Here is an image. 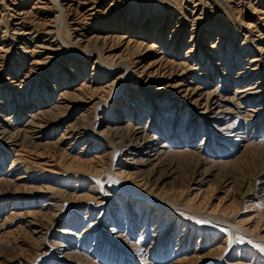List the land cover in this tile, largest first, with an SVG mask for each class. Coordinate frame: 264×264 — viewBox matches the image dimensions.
Wrapping results in <instances>:
<instances>
[{"label":"rangeland","instance_id":"rangeland-1","mask_svg":"<svg viewBox=\"0 0 264 264\" xmlns=\"http://www.w3.org/2000/svg\"><path fill=\"white\" fill-rule=\"evenodd\" d=\"M255 82L264 0H0V264H264V93L191 97ZM132 125L196 156L139 167Z\"/></svg>","mask_w":264,"mask_h":264},{"label":"bare ground","instance_id":"bare-ground-1","mask_svg":"<svg viewBox=\"0 0 264 264\" xmlns=\"http://www.w3.org/2000/svg\"><path fill=\"white\" fill-rule=\"evenodd\" d=\"M52 1H53V3L55 5L56 4H60V0H52ZM89 10L90 11H93L92 8H90ZM60 13L62 15V12L61 11H60ZM63 18H64V15H63ZM59 20L62 21L61 19H59ZM56 21H58V19ZM63 21H64V19H63ZM94 52L96 53V55H99V58L101 60V63H103V64L106 63L107 64V61L105 60V58L103 57L102 53L98 49L97 50L95 49ZM123 63L124 62L119 63V65L113 64V65H106V66H107V69H109L110 72H113V70L116 69L114 71L116 73L117 72H120L119 71V70H121L120 68H123L124 70L127 71V74L125 75V79L130 78V74H129L130 69H129V67H126L127 65H125ZM248 73L249 72H247V74H246V72L245 73H241V75L243 77L235 78L234 80L236 82L234 81L235 82L234 85L239 84V82L241 80L245 79L244 76H247ZM230 86H232V84H230ZM261 86H262V83H260V82H255V83H251V84H247V85H240V87H237L236 88L238 90H233V97H225V96H221V95H217L216 96V93L214 91H208L206 89H203V91L200 90L199 92L198 91H196V92L194 91L191 94V97L192 98H195V100L193 101V103L195 105L197 104L199 107L206 109L211 114L216 112L215 116H218L219 115L220 117H222V116H225L226 117V114L231 113L230 109H227L228 104H233L235 100H240L237 103L238 106H239V109L243 107L242 105H244L245 103L247 104L248 102H249L248 104H250V107H251V105H253V104H251L252 103L251 101L255 97H258V96L261 97V96H263L264 90H261V92L259 91V89H260ZM218 96H219L220 99L217 100ZM241 101H243V103H241ZM102 102H105V101L102 100ZM102 102H101V104H102ZM33 116L30 117L32 119H31V122H29L27 124V126L33 127L34 130L37 133V131L40 129L41 125L40 126H37V125H35L36 123H33L34 119L37 117L35 115H33ZM213 119H214V117H212V120ZM125 120H126L125 118L122 119V121H125ZM206 124L207 123H205V125ZM132 126L133 127L131 128V132H130L131 133V139H130V146H129V148H130L131 155H134V157L139 158V160H135V162H134V164L138 165L139 167H141V166H150L151 165L154 168H160L161 164H163L168 158H172V156L175 155V154L176 155L177 154H189V155L190 154H193V153H189L187 151H180V150H177L175 152H172L171 151V148L168 146L169 143L168 144L166 142L162 143V142H160L161 141L160 138H156V137L150 136L147 133V130H148L147 128L146 129H143V128L139 127V126H134V125H132ZM0 128H2V127H0ZM4 128H5V126H4ZM16 129H18V128L16 127ZM22 132L23 131H21V130L18 129L16 131V133L13 134V136H16V135H18V134H20ZM7 134H8L7 132H5L4 130L0 129V137L1 138H3V139L6 138L7 139V137H8ZM13 136H11V137L13 138ZM193 155L196 156L195 153ZM201 160H204V159L202 158ZM138 170H139L138 172H141L140 169H138ZM161 170H163V167L160 168V171ZM110 174H111V172H110ZM146 177H147V180L145 182L150 183L149 179H150L151 176L150 177L146 176ZM115 180H117V179H115ZM115 180H113L114 183L118 184L119 183V182H117L118 180L117 181H115ZM140 183H142V182H140ZM144 185L145 184L142 183V186H144ZM146 189H149V187L146 188ZM156 200H159V199H155V201ZM45 205L46 206L47 205L48 206H51V204H45ZM166 207L168 209H173V210L177 209V206L176 205L166 204ZM162 208H164V207H162ZM167 208H165V209H167ZM193 213L194 214H197V212H195V211H193ZM213 221L219 223V225H224L225 224L224 220H221L220 221V219H218V217H214V216H213ZM133 249L136 250L137 248H133Z\"/></svg>","mask_w":264,"mask_h":264}]
</instances>
